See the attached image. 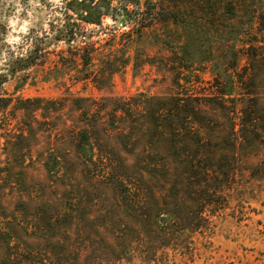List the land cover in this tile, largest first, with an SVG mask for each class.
Returning <instances> with one entry per match:
<instances>
[{
	"label": "rangeland",
	"instance_id": "rangeland-1",
	"mask_svg": "<svg viewBox=\"0 0 264 264\" xmlns=\"http://www.w3.org/2000/svg\"><path fill=\"white\" fill-rule=\"evenodd\" d=\"M68 1L0 0V206L6 216L18 210L22 218H70L71 234L93 238L71 245L80 253L78 264H97L90 253L110 247L120 258L102 264H264V143L237 141L232 113L214 110L256 103L264 115V0L167 3L181 14L176 22L159 19L132 44L119 36L127 28L117 20L86 24L69 11V21L97 48L92 65L81 73L73 65L58 69L56 53L66 45L53 41L41 65L15 72L16 58L68 21ZM109 58L128 62L103 73ZM215 76L232 88L235 102L211 94ZM176 94L207 106L212 130L201 153L235 158L231 182L210 191L204 206L197 202L206 198V183L196 184V172L175 159L185 153L183 137L156 113L160 100ZM83 128L112 146L128 170L98 162L84 167L75 150Z\"/></svg>",
	"mask_w": 264,
	"mask_h": 264
},
{
	"label": "trees",
	"instance_id": "trees-1",
	"mask_svg": "<svg viewBox=\"0 0 264 264\" xmlns=\"http://www.w3.org/2000/svg\"><path fill=\"white\" fill-rule=\"evenodd\" d=\"M178 2L179 0L68 1L64 9L68 21L64 22L60 28H54L51 29V32L45 33L24 57L16 58L15 72L27 70L31 67L37 68L41 65L37 61L45 58L43 53L49 47L48 44L53 43V41H62L66 45L65 51L56 53L58 56L56 66L57 62L62 66H59L58 69L70 70V65H73L77 73H81L92 65L93 58L97 54V48H95L93 42L84 40L90 35L83 31L80 24L69 21L73 18L71 14H68L69 11L80 22L86 24L100 26L101 19L104 16L117 20L119 28H127L120 32L119 36L132 44L140 42L156 22L170 19L176 22V17L181 14L172 12L166 5L170 3L174 6ZM198 2L196 0V3ZM72 4H75L76 7H71ZM230 8H236V6L233 5ZM112 37L114 39L115 34ZM81 38H83V44L77 47L73 46V43ZM127 62L128 58H122L115 62L109 58L103 61L99 70L111 74L116 69L124 67ZM219 79L218 76L214 77L215 89L211 94L217 97L218 100L235 102L234 97H231L232 88L222 87L221 82L218 81ZM229 85L231 87L232 81ZM169 99L159 101V106L156 109L160 111L156 110V113L162 112L161 117L167 121L166 125L172 134L183 137L181 141L185 153L175 155V159L178 163L184 166L187 165L196 172L199 177L196 184L206 183L209 188H207L205 194L206 198L197 202L198 205L204 206V203L210 197L208 196L210 191L216 193L217 189H225L226 185L231 182L233 172L231 165L235 162V158L233 156L216 157L214 154L201 153V150L209 144L210 137L207 136V133L212 130L208 126V121L211 118L205 115L203 111L207 108L206 104L198 102V97L188 94H176ZM241 99L244 100L245 98L241 96ZM166 100H168V104H166ZM119 109L122 113H127V109L123 107ZM214 110L222 112V114L232 113V126L238 127L236 131L232 130L237 141L250 142L258 140L264 143V115L261 113L262 109L257 107L256 103L247 106L243 102L240 108L234 107L232 109L219 104V107L214 108ZM148 114L151 119H154L153 113ZM80 134L81 140L76 142L75 150L84 167L98 162L99 166L108 169L123 172L128 170L126 163L119 157V154L114 153L112 146L100 144V139L95 138L93 130L83 128L80 130ZM121 136L124 137V133ZM188 151L189 153H187ZM15 211L13 215L8 217L0 206V264H78L80 253L78 249L71 248V245L73 242L93 241L90 236L84 238L71 234L68 230L72 226L70 218L67 220H60L56 216H46L39 219L37 217L22 218L17 216ZM201 220H203L201 216L195 219L197 226ZM98 237L100 238L99 242L107 246L104 238ZM90 257L97 264H102L103 261H115L120 258L119 254L111 247L102 254L97 251L91 252L88 258Z\"/></svg>",
	"mask_w": 264,
	"mask_h": 264
}]
</instances>
